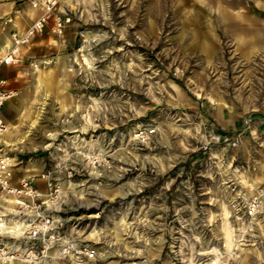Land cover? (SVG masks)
I'll list each match as a JSON object with an SVG mask.
<instances>
[{"label": "rangeland", "instance_id": "obj_1", "mask_svg": "<svg viewBox=\"0 0 264 264\" xmlns=\"http://www.w3.org/2000/svg\"><path fill=\"white\" fill-rule=\"evenodd\" d=\"M41 12L0 0V49ZM0 76V136L30 129L11 151L57 170L91 264H264V0H57Z\"/></svg>", "mask_w": 264, "mask_h": 264}, {"label": "built area", "instance_id": "obj_2", "mask_svg": "<svg viewBox=\"0 0 264 264\" xmlns=\"http://www.w3.org/2000/svg\"><path fill=\"white\" fill-rule=\"evenodd\" d=\"M23 1L42 12L22 32L15 30L11 33V44L0 55V67L18 61L21 46L44 28L57 2ZM55 25L61 32L60 17L56 18ZM14 93L7 78L0 76V134L6 129L1 108ZM137 135L145 140L143 132ZM21 163L22 159L11 151L9 145L0 143V263L91 264L98 255L96 246L90 240L75 235L64 224V194L57 170L32 173ZM17 165L23 170L20 174L16 173ZM70 173L67 174L69 177ZM258 203L257 198L250 200L247 206L249 214Z\"/></svg>", "mask_w": 264, "mask_h": 264}, {"label": "bare ground", "instance_id": "obj_3", "mask_svg": "<svg viewBox=\"0 0 264 264\" xmlns=\"http://www.w3.org/2000/svg\"><path fill=\"white\" fill-rule=\"evenodd\" d=\"M46 63V62H45ZM19 104V103H18ZM43 105H44V100H42V104L38 106V109H37V114L40 113V111L42 110L43 108ZM37 114L35 115V118L31 120L30 122V127H34L37 123V119H38V116ZM28 128V127H27ZM153 128L150 129V131H152ZM6 130V129H5ZM4 130V131H5ZM30 132V129H27L25 131V134L24 135H21L13 140H4L5 142V145H15L17 143H21V142H24L26 137L28 136ZM102 153H103V148H100L99 149ZM72 183V182H71ZM97 189V188H96ZM105 194V190H103L102 192H96L95 193V199H98L99 197H101L102 195ZM228 214V213H227ZM224 238H225V241H226V245L227 246H230V243H231V229L227 226V225H224ZM218 258V257H217ZM217 258L215 259H212V262L210 264H214L216 261H217ZM18 262V261H17ZM1 264V263H0ZM203 264H209V263H203Z\"/></svg>", "mask_w": 264, "mask_h": 264}, {"label": "crops", "instance_id": "obj_4", "mask_svg": "<svg viewBox=\"0 0 264 264\" xmlns=\"http://www.w3.org/2000/svg\"><path fill=\"white\" fill-rule=\"evenodd\" d=\"M34 18H32L31 20H30V22L27 24V26L32 22V20H33ZM2 21H4V20H2ZM27 26H25V27H27ZM8 45V43H6L3 47H1V49H0V51L1 50H4L5 49V47ZM9 47V45L6 47V49H5V51L7 50V48ZM5 51L2 53V54H4L5 53ZM2 54H0V55H2ZM17 107L21 110L22 108H23V104L22 103H19V104H17ZM15 126V125H14ZM21 136V135H20ZM17 137H19V136H15V137H13V136H10V138H4L3 136H0V139H1V141H3V143L5 144V142H4V140H13V139H15V138H17ZM26 140V139H25ZM25 142V141H24ZM24 142H21V143H24ZM21 143H17V144H15V145H11L12 147L14 146L15 148H17V146H19V144H21ZM12 264H22L21 262H13ZM97 264H99V263H97Z\"/></svg>", "mask_w": 264, "mask_h": 264}]
</instances>
